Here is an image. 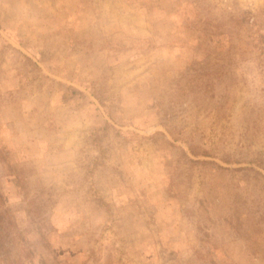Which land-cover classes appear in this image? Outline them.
<instances>
[{
    "label": "rangeland",
    "instance_id": "obj_1",
    "mask_svg": "<svg viewBox=\"0 0 264 264\" xmlns=\"http://www.w3.org/2000/svg\"><path fill=\"white\" fill-rule=\"evenodd\" d=\"M0 264H264V0H0Z\"/></svg>",
    "mask_w": 264,
    "mask_h": 264
}]
</instances>
